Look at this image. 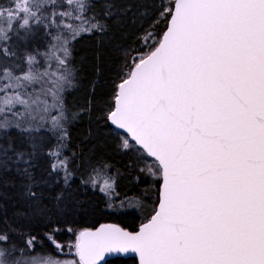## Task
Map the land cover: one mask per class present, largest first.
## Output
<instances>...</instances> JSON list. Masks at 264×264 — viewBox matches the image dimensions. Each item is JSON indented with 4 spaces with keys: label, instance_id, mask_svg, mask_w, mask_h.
Here are the masks:
<instances>
[{
    "label": "snow or ice",
    "instance_id": "obj_1",
    "mask_svg": "<svg viewBox=\"0 0 264 264\" xmlns=\"http://www.w3.org/2000/svg\"><path fill=\"white\" fill-rule=\"evenodd\" d=\"M0 264H264V0H0Z\"/></svg>",
    "mask_w": 264,
    "mask_h": 264
},
{
    "label": "trees",
    "instance_id": "obj_2",
    "mask_svg": "<svg viewBox=\"0 0 264 264\" xmlns=\"http://www.w3.org/2000/svg\"><path fill=\"white\" fill-rule=\"evenodd\" d=\"M91 40V37L86 36L81 42V45L79 46V50L77 52L78 58L82 55L85 56V68L90 75L93 72V65L96 62L95 45L91 43ZM108 58V52L107 49H105L103 53V60L105 64H107Z\"/></svg>",
    "mask_w": 264,
    "mask_h": 264
}]
</instances>
